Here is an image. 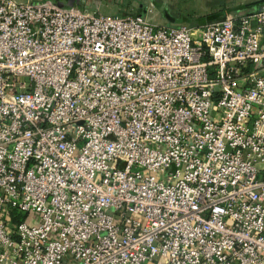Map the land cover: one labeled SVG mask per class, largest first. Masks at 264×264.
Masks as SVG:
<instances>
[{
	"label": "built area",
	"instance_id": "2783aa9c",
	"mask_svg": "<svg viewBox=\"0 0 264 264\" xmlns=\"http://www.w3.org/2000/svg\"><path fill=\"white\" fill-rule=\"evenodd\" d=\"M147 263L264 264V8L0 0V264Z\"/></svg>",
	"mask_w": 264,
	"mask_h": 264
},
{
	"label": "crops",
	"instance_id": "0c3cea01",
	"mask_svg": "<svg viewBox=\"0 0 264 264\" xmlns=\"http://www.w3.org/2000/svg\"><path fill=\"white\" fill-rule=\"evenodd\" d=\"M56 3V5H58L61 8H67L73 5H78L80 8L82 9H87V10H95L97 12H108L109 14L107 15H140L142 17H145L147 19L152 20L154 17V12L151 9H148V6H146V8L140 9L137 7L136 11H133L130 7H128L127 5H125V3L123 2V0H120L118 3V0H115V2L119 5H116V3H114V0H52ZM150 1V0H149ZM263 1V2H262ZM151 3V1H150ZM156 12L157 14H159V16H161V18H163L167 24L164 25H178V24H188V25H193V24H189V21L187 22V19H191L190 17H188V15H183L180 11V9L178 10V8H174L170 5H166L167 3L165 1H156ZM155 7V6H154ZM167 7V9H170L171 11H167L165 8ZM255 7H261L264 8V0H257L255 1V3H251L250 6L248 7H236L234 10L232 11H228V10H219V11H214L211 12V14H215L217 17L215 19H212L211 21H217V20H221L224 18H227L228 16H239V14H241V11L244 10V12L246 11H250L255 9ZM160 8H163L169 15H171L173 18L175 19H180L182 20L181 22H171L169 21L165 16L164 13L161 12ZM246 8V10H245ZM259 8V9H261ZM139 11V12H138ZM138 12V13H137ZM114 13V14H111ZM142 14V15H141ZM231 15V16H230ZM184 20V21H183ZM153 21V20H152ZM195 23L194 26L200 25L198 20H193ZM147 264H155V263H147Z\"/></svg>",
	"mask_w": 264,
	"mask_h": 264
},
{
	"label": "rangeland",
	"instance_id": "374dc122",
	"mask_svg": "<svg viewBox=\"0 0 264 264\" xmlns=\"http://www.w3.org/2000/svg\"><path fill=\"white\" fill-rule=\"evenodd\" d=\"M119 1L120 0H118V3ZM150 1L149 0H123L125 5L130 7L133 11H136L137 7L139 8V11H140V9L144 10L146 6H148V9H151L155 13L152 20L158 24H167V22L163 18H161L159 14H157L155 2L165 1L167 3L166 5H170L174 8L176 7L178 8V10L180 9L183 15H188V17H190L192 20H198L200 25L211 21V20L205 19V17L207 15H210L211 12L219 11L223 9L232 11L236 7H239V8L248 7L251 5L252 2L255 3V1L257 0H150ZM114 3H116L115 0H114ZM116 5H119V4L116 3ZM259 8L261 7H255V9L250 10V11L248 10L246 12L242 10L241 14L239 15H243V14L256 11ZM165 9L167 11H171L170 9H167V7ZM90 11L93 12L95 10H90ZM100 13L109 14L108 12H100ZM111 14H114V13H111ZM200 25H197V26H200Z\"/></svg>",
	"mask_w": 264,
	"mask_h": 264
},
{
	"label": "water",
	"instance_id": "95a60500",
	"mask_svg": "<svg viewBox=\"0 0 264 264\" xmlns=\"http://www.w3.org/2000/svg\"><path fill=\"white\" fill-rule=\"evenodd\" d=\"M160 10H161V12L164 13V16H165L169 21H171V22H175V21H177V22H181L180 19H175V18H173L171 15H169V14H168L163 8H160Z\"/></svg>",
	"mask_w": 264,
	"mask_h": 264
},
{
	"label": "trees",
	"instance_id": "16d2710c",
	"mask_svg": "<svg viewBox=\"0 0 264 264\" xmlns=\"http://www.w3.org/2000/svg\"><path fill=\"white\" fill-rule=\"evenodd\" d=\"M217 16L215 14H211V15H207L205 17V19L207 20H212L215 19ZM182 21V20H181ZM184 21V20H183ZM189 21V24H193L192 26H194L195 23H193L194 21L192 19H187V22ZM211 22V21H210Z\"/></svg>",
	"mask_w": 264,
	"mask_h": 264
}]
</instances>
